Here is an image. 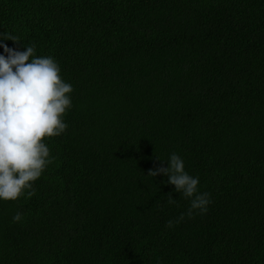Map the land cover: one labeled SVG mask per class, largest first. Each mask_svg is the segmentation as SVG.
Returning <instances> with one entry per match:
<instances>
[{
	"label": "trees",
	"instance_id": "1",
	"mask_svg": "<svg viewBox=\"0 0 264 264\" xmlns=\"http://www.w3.org/2000/svg\"><path fill=\"white\" fill-rule=\"evenodd\" d=\"M0 264H264V0H0Z\"/></svg>",
	"mask_w": 264,
	"mask_h": 264
}]
</instances>
